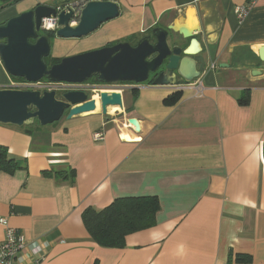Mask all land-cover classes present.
Masks as SVG:
<instances>
[{
	"label": "crops",
	"instance_id": "obj_1",
	"mask_svg": "<svg viewBox=\"0 0 264 264\" xmlns=\"http://www.w3.org/2000/svg\"><path fill=\"white\" fill-rule=\"evenodd\" d=\"M54 1L0 3V24ZM109 1L119 6L117 18L84 38L54 34L49 58L135 45L156 27L188 28L193 15L204 92L133 84L121 92L123 107L106 116L98 108L46 126L0 124V146L18 165L12 174L0 171V217L27 243L16 264H35L36 243L38 264H264V68L246 60L264 45V0L242 23L234 10L246 0ZM12 78L0 59V89H21ZM67 166L74 183L56 173ZM142 196L158 198L154 227L127 235L122 248L91 240L86 208ZM238 255L249 263L235 262Z\"/></svg>",
	"mask_w": 264,
	"mask_h": 264
},
{
	"label": "water",
	"instance_id": "obj_2",
	"mask_svg": "<svg viewBox=\"0 0 264 264\" xmlns=\"http://www.w3.org/2000/svg\"><path fill=\"white\" fill-rule=\"evenodd\" d=\"M74 1L55 0L50 6L38 5L0 24V59L9 76L27 83L47 79L54 84H85L94 78L103 84L138 85L164 66L151 83L174 86L178 78L181 83H191L205 72L203 49L195 38L199 32L195 21L188 28L156 27L135 45L120 42L64 57L48 67L45 59L50 55L51 43L49 32L40 28L42 19L57 18V29L50 32L56 37L80 39L120 13L118 4L109 0H83L80 12L75 13ZM255 54L264 68V45L258 47ZM226 66L220 65L221 68ZM98 95L104 116L107 107H123L120 93L101 91ZM95 109V100L88 98L84 91H64L58 97L55 90L0 89V124L4 125L22 127L37 122L39 126H46L58 122L65 113L69 119ZM129 122L136 127L133 121Z\"/></svg>",
	"mask_w": 264,
	"mask_h": 264
},
{
	"label": "trees",
	"instance_id": "obj_3",
	"mask_svg": "<svg viewBox=\"0 0 264 264\" xmlns=\"http://www.w3.org/2000/svg\"><path fill=\"white\" fill-rule=\"evenodd\" d=\"M19 1L0 0V3L2 8H4L12 6ZM47 36L52 38L54 34L49 32ZM249 53L250 56L246 60L258 63L256 55ZM59 61V59L50 58L45 60L48 67ZM12 79L22 83L25 82L23 79ZM41 81L48 82L47 79H42ZM96 82L98 81L96 80ZM175 100L176 97L173 96L170 102L172 103ZM240 104L246 105L247 101H240ZM262 155L264 160V144ZM16 169H18V165L15 160L9 157L6 148L0 146V171L12 174ZM64 169L56 173L61 175L63 179L72 178L71 183H74V171L68 166ZM159 209V201L155 196L122 197L115 199L109 206L101 210L86 208L82 213V222L91 240L97 245L105 248H122L127 235L156 225V215ZM235 262L249 263V257L238 255L235 257Z\"/></svg>",
	"mask_w": 264,
	"mask_h": 264
},
{
	"label": "built area",
	"instance_id": "obj_4",
	"mask_svg": "<svg viewBox=\"0 0 264 264\" xmlns=\"http://www.w3.org/2000/svg\"><path fill=\"white\" fill-rule=\"evenodd\" d=\"M196 3L198 0H192ZM258 0H246V3L240 6L235 7V15L237 17V21L242 23L248 16L250 10L257 4ZM84 4V1L75 2L72 5L76 7L75 13L80 12V5ZM40 28L47 32H55L57 29V18H44L41 20ZM214 68V67H213ZM32 84L39 85L40 87H48V90L51 91L56 89L54 86L62 85L63 87L69 86H80V84H54L50 82H37V83H27L23 82L18 87H28ZM133 88L131 84H123L120 90H115L114 92L120 93L124 89ZM179 88L182 90L189 89L194 95H202L204 92V87L200 80H195L191 83L181 84ZM97 92V91H96ZM104 137L102 132H96L93 134V138L95 141H101ZM0 226L4 229V238L0 242V264H16V261L19 258L20 253L27 248V243L24 237L18 233L15 229L11 228L8 224V221L2 217H0ZM31 252L33 256V262L38 264L40 259H42V248L37 243L31 247Z\"/></svg>",
	"mask_w": 264,
	"mask_h": 264
},
{
	"label": "flooded vegetation",
	"instance_id": "obj_5",
	"mask_svg": "<svg viewBox=\"0 0 264 264\" xmlns=\"http://www.w3.org/2000/svg\"><path fill=\"white\" fill-rule=\"evenodd\" d=\"M81 1H83V0H79V1L76 0L73 3H75V2H81ZM163 69H164V66H162V68H160L157 71V73L160 72V71H162ZM157 73H155V74H157ZM155 74H153V77L155 76ZM90 80H91L90 82L88 81L85 84H80V86H72V87L69 86V87H65L64 89H61L60 91L61 92H64V91H74V90H78V91H84L86 93H93L94 94V93H96V91L102 90V88H105V87H107V88L114 87V86H121L122 87L123 84H132L133 85V83L103 84V83L96 82V79H94V78H92ZM180 83H181V79L178 78V81L176 82V84L174 86H179L181 84H185V83H181V84ZM93 88H95V89H93ZM119 90H120V88H119ZM113 91H115V90H113ZM91 98H92V96H91Z\"/></svg>",
	"mask_w": 264,
	"mask_h": 264
},
{
	"label": "rangeland",
	"instance_id": "obj_6",
	"mask_svg": "<svg viewBox=\"0 0 264 264\" xmlns=\"http://www.w3.org/2000/svg\"><path fill=\"white\" fill-rule=\"evenodd\" d=\"M41 33H43V32H41ZM132 42V41H131ZM49 57L51 58V54L49 55ZM48 57V58H49ZM47 58V59H48ZM162 68V67H161ZM253 74V73H252ZM152 78H153V74H150V76H149V79L146 81V82H144V83H148V82H150V81H152ZM91 80H89V82H90ZM44 82V81H43ZM17 84H19V85H21L22 84V82H17ZM56 89H55V91H57V96L58 97H60V95H61V89H64L65 87H63L62 85H58V86H54ZM119 88H121V86H114V87H110V88H107V87H105V88H102V90H119ZM21 89L22 90H39V91H49L48 90V87H40L39 85H35V84H32V85H30V86H28V87H21ZM93 89H95V88H93ZM53 90H54V88H53ZM98 93V92H97ZM87 95H88V98H91V96H94L93 95V93H87ZM99 108V107H98ZM100 109V108H99ZM98 110V109H97ZM66 115V113L64 114V116Z\"/></svg>",
	"mask_w": 264,
	"mask_h": 264
},
{
	"label": "bare ground",
	"instance_id": "obj_7",
	"mask_svg": "<svg viewBox=\"0 0 264 264\" xmlns=\"http://www.w3.org/2000/svg\"><path fill=\"white\" fill-rule=\"evenodd\" d=\"M192 21H194V18H193V15H187V19H186V23H187V25H189ZM179 28V24L178 25H176L175 26V29H178ZM98 91H101V90H98ZM97 91V92H98ZM96 92V93H97ZM95 94V93H94ZM93 94V95H94ZM97 95V94H96ZM93 98V97H92ZM95 100V102H96V109H95V111L98 109V107H99V104H98V99H94ZM108 109H111V111H115L116 109H117V107H107V111H108ZM110 111V112H111Z\"/></svg>",
	"mask_w": 264,
	"mask_h": 264
}]
</instances>
